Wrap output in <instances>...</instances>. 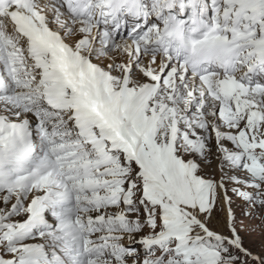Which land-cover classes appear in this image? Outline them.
Here are the masks:
<instances>
[{"label": "rangeland", "instance_id": "374dc122", "mask_svg": "<svg viewBox=\"0 0 264 264\" xmlns=\"http://www.w3.org/2000/svg\"><path fill=\"white\" fill-rule=\"evenodd\" d=\"M146 3H148V6L145 7L146 12L139 18L140 22H135L138 25L134 27L131 25L134 24L133 22L126 25L125 20L116 24L109 22L101 0H88L80 9L68 6L65 0H34L33 10L40 12L48 25L54 31L60 32V36L66 42H70L72 46L74 45L73 47L78 43L79 46L86 44L100 58L97 61L96 56L92 57L93 73L87 71V74L83 75L84 71L79 70L74 80V84L79 87V92L82 94L83 102L88 106H91L89 102L91 95L84 94L86 78L91 80L90 83H93L92 80L96 74L108 78L109 84L106 91L109 94L115 93V91L119 92L126 86L128 94L134 97L142 88L148 89L155 86V91L151 99L147 100L145 109L152 105V102L155 104L157 98L163 104H172L177 90L182 91L184 96L180 100L179 106L182 108L187 101L191 105L193 99L188 100L187 97L192 92L193 95L199 96L198 101L194 103V112H199L198 115L202 118L203 108L206 102L210 101H222L220 107L216 109V114L219 117L221 108L232 112H229L230 116L236 114L233 104L240 103L241 89L231 90L229 86L223 84L224 82L229 84L230 81H233L255 95H257V89H264V83L258 82L264 72V50H262L264 0H194L193 6L195 7L192 6V10L194 8L199 10L206 4L212 6L211 13L217 14L220 19L234 21L237 18L239 23L235 25L236 30L233 33H228V36L234 38L233 41L237 46L243 44L230 69L213 70L211 68L215 62H212L210 69L201 74H195L191 69H186L183 72L185 58L175 55L172 49L167 50L166 41L160 40L157 29L163 26V21L169 11L166 1L146 0ZM58 17L64 24L58 22ZM5 20L0 19V24H2L0 25V40L3 39L2 42L0 41V54H5L8 57L6 66L11 68L13 76H18L17 80L19 79V81L17 82L18 88L9 90L3 97L9 98L11 101H21V103L24 99L36 98L40 103L36 107L46 104L42 100L48 94L67 99V95L54 93L57 92L56 88L50 86V82L48 83L45 79L39 67L32 62V56L27 55L17 45L18 38L11 32L7 23H4ZM84 24H89L91 28H87ZM99 61L103 63H99ZM127 61L130 62L129 72L127 75H123ZM1 66L4 71L6 66ZM243 70L246 73L243 74ZM208 77L215 78L217 82L208 84L205 81ZM66 87L71 90L69 85ZM31 108L34 112L35 107ZM73 108L62 111V114L65 113L62 115L65 126H62V130L57 134L59 139L53 143H47L44 153L36 157V164L43 162L50 167L48 171H45L43 177L38 178L44 182L42 185L44 187L41 188L33 182L26 194L29 199H32L35 193H44L46 190L45 196L50 192L52 197L60 198L59 194H62L60 188L63 187L64 190H67V196L62 202L57 203L58 209L48 204L47 212L50 214L55 212L54 214L60 217L63 215L72 219L71 225L76 226L85 238L82 241V249L87 250L95 245L102 246L105 242H109L104 245L110 249L115 248L113 256L98 259H105L111 264H120L118 262H122V264H264V158L253 159L250 156H243L237 164L240 174L249 175L259 185L258 189L254 191L252 185L247 182L245 184L243 181L231 178L233 162L198 161L192 153H183L182 149L186 146L193 149L195 143L193 146V143L187 141L188 136H181L177 142L179 151L177 160L185 170L187 168L190 170L189 177L175 176L170 184V181L160 170L161 168L154 167L150 161V163L148 162L149 168L156 175L155 177L158 179L156 181L151 175L147 178L142 176L141 165L135 163L137 160L130 153L111 150L108 145L102 144V132L97 128L83 133L78 127L80 124L77 125L72 114ZM120 108L124 112L122 114L118 112L114 116L118 131H122L128 139L145 140L147 133L138 131V127L134 124L135 116H128V110L123 105ZM155 108L154 105V112ZM256 108V110L264 111L261 106ZM250 111L247 109L245 113L242 111L236 114L242 118L238 123L240 127L244 126V121L249 117ZM10 112L0 111V114L6 117ZM15 119L16 121L20 120L18 117ZM60 119L61 117H46L38 124L40 128L45 123L51 127L53 124H49L50 122ZM154 120L155 117L149 118L145 128H150ZM206 120H208L207 130L214 134L209 118ZM156 121L159 122V119ZM180 121H187L188 124L183 134H190L193 132V128H197V130L200 128V121L197 120V117L190 119L180 116L178 122ZM220 121L223 125L226 124L227 128L233 126L228 125L225 118H221ZM162 124L167 125L165 127L166 133L168 132L166 140L167 146H169L171 136L176 130L172 126L170 131V125L168 126L166 120L162 121ZM232 131L236 134L241 130L234 129ZM37 132L39 131L35 129L33 134H37ZM130 133H134L137 139L133 138ZM196 133L199 134L200 130ZM157 136L158 134L154 135V139ZM260 140L263 142L264 136H260ZM260 145L262 144L260 143ZM138 147L140 152V146ZM237 151L244 154L241 149ZM139 156L141 157V154ZM56 176L59 183H50L51 178ZM17 181L15 179L14 183ZM219 184H225L226 195L234 209L230 226L225 219V210L222 208L223 198ZM145 186H148L151 191L144 192ZM168 187L172 190L169 192L170 194L163 190ZM19 192V189L10 187L5 188L0 194L3 196L9 194L10 199L14 200L16 195L19 197ZM0 200H2L1 197ZM52 200L54 199L52 198ZM107 200L112 201L104 206ZM26 203L28 207L32 204L30 201H26ZM23 210V208L20 209L19 213H15L12 217L17 218L25 212ZM165 210L169 212L168 218L172 217L168 222L162 220V213ZM118 213L119 216L129 215L134 220L140 218V221L97 222L104 216L118 217ZM0 215L2 214L0 213ZM47 220H52L51 215ZM27 222L21 223L20 226L15 225L14 229L11 228L8 231L1 230L0 236H4L2 238L12 237L13 233ZM116 224L120 225V229L114 227ZM96 225L98 227L94 231L85 232ZM126 227L132 229H126ZM204 228L211 232L215 231L214 233L222 232L229 240L228 238L223 240L210 238L208 241H202L200 239L205 234ZM162 233L169 239L151 243V240H156L158 236L163 235ZM128 236H134L133 243H125L129 240ZM231 238L232 240H230ZM144 239H149L151 244L144 243ZM29 241L31 242V240ZM0 246H2L1 243ZM63 250L60 248L58 255L64 256ZM22 251L23 249L20 250V252ZM15 252L10 250L8 253H4L0 247V259H13Z\"/></svg>", "mask_w": 264, "mask_h": 264}, {"label": "bare ground", "instance_id": "6f19581e", "mask_svg": "<svg viewBox=\"0 0 264 264\" xmlns=\"http://www.w3.org/2000/svg\"><path fill=\"white\" fill-rule=\"evenodd\" d=\"M103 3L105 1L102 0ZM168 2V1H167ZM173 3L172 8L174 7H182L184 8L183 3L181 0H173L170 1ZM68 3L70 4V0H68ZM34 4V1L32 0V3L25 6L24 8H18L17 11H23L25 13H28L33 18H39V23H35L38 28H40V23L44 20L46 24L48 22L46 19H44V16L40 14V12H36L33 10L32 6ZM83 5L79 6L78 9H80ZM170 12H172V10ZM105 15L108 16L113 23H117V17L115 14H112L109 9L105 10ZM198 11L202 14L208 15L210 12L207 8H203L201 10L194 9L193 15H197ZM169 12V13H170ZM170 16V15H169ZM169 16L166 17L164 20V25L161 28L157 29V32L159 30V33H163L165 27L168 25V19ZM6 18L7 26L12 30L15 34V36L18 38L17 45L25 51V53L29 56H32L33 61L37 67H39L40 71L43 73V76L48 81L50 86L52 85V88H56L57 92H54L58 95H67V99H61L59 96H51L50 94L46 95L43 98V102L46 103L42 106L36 107V105H40L38 103V99L31 98V99H24L21 101H11L7 97H3L4 93H6L8 90H14L18 88V76L12 75L11 68L6 66L8 65V57L5 54H0V64L6 66L4 71L5 79L7 81V88L6 91H0V111H11L10 114L6 117H3L2 114H0V125L4 123V127H0V192L3 190V188L7 187H17L19 189V197L16 195L14 200L10 199L9 194L3 196L0 194V197L2 200H0V231L5 229L6 231L13 228V226H20L21 223L24 221L26 222L28 219H30L33 216V209L35 204L42 205V209H40L34 216L28 221L27 224H25L23 227H21L18 231L14 232L12 237L9 238H2L4 236H0V243L2 246V251L4 253H8V251L13 250L16 251L13 259L8 260H2L0 259V264H111L108 263L107 260L102 259L95 261L92 260V258H109L112 257L115 248L110 249L107 245H102L100 248H90L87 250L82 249L81 246V240L84 239L81 235L77 234L76 227L75 226H69L71 223V220L69 218L61 219L60 216L58 217H52V220H47L48 217H50V214H48L46 211L43 212V207L49 205H53V208L58 209V202L62 201L59 198H55V200L51 199L50 192L47 196H43L45 194L46 190H44V193H35V196H32V199H29V196L26 194L29 190V186L31 185L32 181H37L38 185L43 188L42 186L44 184L43 181H38V179L32 174V169L34 167H40L41 164H36V157L38 155H42L45 151L46 144L53 143L57 139H59V132L62 130V126H65V123L63 122L62 111H68L71 107L73 108L74 118L77 122V125L79 129L83 130L84 133H87V131H91L92 128H97L102 132V135L105 137V140H103L102 144H108L110 148L119 149L123 148L124 145L128 146V154L133 156L135 160H137L135 163H139L142 167V172L145 173L146 176L153 177L156 181V175H154V172L149 168L150 161L153 163L154 167L161 168L163 175H165L166 179L170 181L175 176H187L189 177L190 170H185L180 164L179 160H177V155L179 153L177 142L180 140L181 136H188L189 143H195V146L190 148L189 146L183 150V153H192L193 157L196 158L198 161H230L233 162L232 167V179L237 181H243L245 184L252 185L253 190L256 191L259 187L258 184H256V181L253 180L249 175L240 174L237 170V164L241 160L243 156H250L253 159L256 158H264V141L261 142L260 136H264V111L262 110H256V107H260L261 109H264V89H257L256 94H253L252 92H248L246 88L240 87L238 84H236L233 81H230L229 84L224 82L223 84L225 86H229L231 90H236L238 88L241 89V93L239 94L240 97V103L238 105L233 104V110L235 113H241L244 111V113L247 111V109L251 110L249 117L247 120L244 121V126H239L238 124L242 118L234 114L233 116L228 115L230 111H228L225 108H221L220 117L216 114L217 108L220 107L222 101L219 100L214 102H209L205 104V107L203 108L202 115L199 116V112H194V103L198 101L199 96L193 95L192 92L188 94V100L191 98L193 99V104H189V101L186 102V105L181 108L179 106L180 100L184 98L183 92L180 90H177L174 94V99L172 104L166 105L160 102L159 98L155 100V104L152 102V105H150L147 109H145V104L147 103V100L150 98L152 94L155 91V86H151L148 89L146 87L139 88L141 89L134 97L131 96V94H128L126 86L123 87V89L119 92L115 91V93H108L106 90L108 88L109 80L108 78L102 77L99 74L95 75V78H93V83H90L89 79L86 78V87L84 88V94H90L91 97L89 99V102L91 106H88L86 103L82 102L83 105L80 106L79 104L72 103V99L75 95V93L80 96L81 94L78 92V88L76 85H74V79L77 75L75 72L74 76L71 77V83L70 86L72 87L71 90H68V88L65 86L66 81L60 80L59 78H56L52 67V56L50 52H41L38 55H35L32 47L29 36H22L17 30L12 26L9 16L7 14H0V19ZM58 22L63 23L64 22L58 17ZM126 25L130 23L129 19L125 20ZM136 21L139 20H133L134 27L138 25V23L135 24ZM57 22L58 27L60 28L59 24ZM140 22V21H139ZM215 23L219 25L220 29V37L218 38V42H224L230 47V54L227 58H224L219 55L213 54L212 58L205 62L204 65L202 62H197L196 64H193L192 61L189 58H186L185 64L183 66V72L186 69H193L195 74H201L204 71L210 69L211 61H215V64L213 66V70L215 69H225V68H231L232 61L234 57L237 56V52L241 49V46L243 44H240L237 46L236 42H234V38H229L228 33L234 32L236 23H239V21H228L225 18H219L217 14H215ZM2 25V24H0ZM87 28H91L89 24H84ZM32 26L34 24L32 23ZM49 26V25H48ZM85 27V28H86ZM84 31V30H81ZM1 32V27H0ZM8 32V31H7ZM56 32V31H55ZM9 33V32H8ZM59 44H60V56L61 60H66V62L73 63L77 62L79 60L85 61V65L82 66V70L84 72L83 75L87 74V71H90L93 73V63H92V57L96 56L97 61L100 60L98 55H95L94 52L88 47L86 44H83L79 46V43L73 47L70 42H66L61 36L60 32H56ZM1 42L3 39L0 40ZM130 44V43H129ZM167 45V44H166ZM130 52V49H128ZM262 50H264V42L262 44ZM176 55H179L178 52L175 53ZM264 55V51H263ZM215 58V60H214ZM147 59L149 57L147 56ZM158 59V58H155ZM122 60V59H121ZM118 61V60H116ZM115 61V62H116ZM159 62V60H156ZM147 62V61H146ZM149 62V61H148ZM99 63H103L99 61ZM118 63V62H117ZM108 64V63H106ZM130 62L127 61V64L124 67L123 75H127L129 72ZM152 72L151 70L149 71ZM11 73V74H10ZM16 73V71H14ZM246 73L243 70V74ZM241 75V74H239ZM205 81L208 84H214L217 82L215 78L208 77L205 79ZM259 83H264V72L262 73V78L258 81ZM53 83L55 86L53 87ZM58 84V85H57ZM147 84V83H146ZM145 85V84H144ZM47 88H49L47 86ZM146 88V89H145ZM19 90V89H18ZM86 91V92H85ZM78 92V93H77ZM94 94H91L93 93ZM169 93V92H168ZM171 93V91H170ZM80 94V95H79ZM160 97V96H159ZM165 97V96H164ZM153 98V97H152ZM97 101V102H96ZM171 101V100H170ZM72 103V106L70 104ZM89 104V105H90ZM97 104H100L102 107L106 108V114H102L99 111V108ZM124 106L128 110V116L134 118V124L138 127V131L146 132L147 138L145 140L137 139L136 135L134 133H130L131 136L135 139H128L126 138L122 131L117 132L116 135L113 138H108L106 136V133L109 128H116V124L114 121V116L118 114H122L124 112L123 109H121V106ZM154 105L156 106L155 112H154ZM88 106V108H87ZM31 107H35L34 112L31 110ZM30 109L29 111L27 109ZM120 109L119 111H117ZM219 110V109H218ZM230 110V109H229ZM134 111V113H133ZM227 111L228 113L226 114ZM191 113V115H189ZM155 113V114H154ZM232 113V112H230ZM227 116H226V115ZM247 114V113H246ZM189 117L190 119H194L197 117V120L200 121V133H196L197 128H193V132L190 134H183L184 129L187 128V121H180L178 122L179 117ZM192 116V117H191ZM245 116V115H244ZM18 117L20 120H17L18 123H23L28 126V128L31 131H35L37 129L39 132H37L35 138L37 139V142L34 144L36 151L34 152L33 158L30 161L23 162L20 164L19 167H12L11 169H6L4 167L5 162H11L10 154L12 150V142H11V133L9 132L8 128L10 126V123L15 118ZM46 117H61L60 120H56L55 122H50L49 124H53L51 127H48V124L45 123L43 127L40 128V125L38 124L43 119H46ZM155 117V120L150 128H145L146 123H148L149 118ZM206 118H209L210 125L214 129V134L210 133L208 129V120ZM225 118L227 120L228 126L227 128L226 124H222L220 119ZM246 118V117H245ZM156 119H159V122L156 121ZM166 120L167 124L169 126V130L171 131L172 126L175 128L174 135L171 136V141L169 146H167V135L166 133V126L162 124V121ZM11 121V122H10ZM157 123H156V122ZM189 121V120H188ZM197 121V122H198ZM194 124V122H192ZM196 123V122H195ZM235 124V125H234ZM38 125V126H37ZM120 128V127H119ZM241 130L238 131L236 134H234V131L232 130ZM118 130V129H117ZM132 130V129H131ZM261 131V133H259ZM130 132V131H129ZM212 132V131H211ZM158 134L157 137L154 139V135ZM58 137V138H57ZM217 137V139H216ZM91 138V137H90ZM259 140V141H258ZM93 141V140H92ZM98 143V142H97ZM260 143L262 145H260ZM95 144V142H94ZM140 146V152L138 151ZM262 146V147H261ZM236 147V148H235ZM235 150L233 151V149ZM238 149H241L244 151V154L242 152L237 151ZM19 153L20 151L17 150ZM141 154V157L139 156ZM184 161V160H183ZM225 162V163H227ZM205 163V162H204ZM207 163V162H206ZM226 165V164H225ZM220 166V165H219ZM213 168V167H212ZM223 168V167H222ZM221 168V169H222ZM5 170V171H3ZM212 170V169H211ZM15 171H19V177L15 176ZM185 171V172H183ZM42 172V171H40ZM225 173V172H224ZM222 174V173H221ZM22 175H26L25 177ZM231 175V174H230ZM162 176V175H161ZM19 178L18 182L13 183L14 179ZM50 179L49 177H47ZM56 177L51 178L50 183L53 182V184H58V180ZM224 178V177H223ZM230 178V179H231ZM112 179V178H111ZM116 179V178H114ZM239 179V180H238ZM45 181V180H44ZM164 184V183H163ZM169 184V185H170ZM244 184V185H245ZM220 185V191L222 195V208L225 210L226 218L228 226H230L231 221L233 219V207L231 206V203L229 201L228 196L226 195V188L225 184H219ZM162 187V185H161ZM262 188V187H261ZM171 188H163L164 191L167 193L172 192L170 190ZM61 193H66L67 190H64L62 187L60 188ZM151 189L149 187L144 189V192H150ZM9 193V192H7ZM12 194V193H11ZM170 194V193H169ZM15 195V194H14ZM13 195V196H14ZM64 195V194H61ZM59 195V197H61ZM34 197V198H33ZM45 198V199H44ZM29 199V200H28ZM25 201V204H24ZM26 201L32 202V204L28 207ZM100 203V202H99ZM109 203H111V200L108 203H105L104 206H107ZM244 205V204H243ZM242 205V206H243ZM241 206V205H240ZM25 207V208H24ZM29 209H28V208ZM99 207V205H97ZM12 208V209H11ZM23 210V214L18 216L17 218H13L15 213H19L20 209ZM11 209V211H10ZM25 213H27L25 215ZM121 213V212H119ZM118 217H108L104 216L102 220L97 222H106V221H140L134 220L131 218V216H119ZM123 213V211H122ZM126 214V213H125ZM129 217V218H128ZM172 219V217L168 218V216H162V220L164 222H168ZM197 219V218H196ZM147 220V219H145ZM200 220V219H199ZM215 220V219H214ZM147 222V221H146ZM133 226V224H132ZM97 227V225H96ZM92 228V231L94 228ZM117 229H120V225L116 224L114 226ZM207 228V227H206ZM14 229V228H13ZM12 229V230H13ZM126 229H132L131 227H126ZM205 229V228H204ZM223 229V227H222ZM89 231V230H88ZM87 231V232H88ZM222 231V230H221ZM131 232V231H130ZM215 232V231H214ZM209 231V229H205V234L201 237L204 241H208L210 238L216 239V240H223L228 237L224 236L222 232L214 233ZM129 234V232H127ZM131 234V233H130ZM163 235L158 236L156 240H151V243L154 242H161L162 240H168L169 238ZM126 234L124 233V236ZM9 236V235H8ZM39 236V237H38ZM117 236V235H116ZM114 236V237H116ZM122 237V236H121ZM119 238V237H117ZM134 236H128L127 240L128 242L125 243H133ZM136 238V237H135ZM198 239L200 237H197ZM196 238V239H197ZM31 240V242L29 241ZM121 240V239H120ZM149 240V239H148ZM148 240L144 239L143 242H149ZM229 240V238H228ZM232 240V238L230 239ZM22 244L20 245V243ZM118 241V240H117ZM108 243V242H107ZM104 243V244H107ZM149 243V244H151ZM60 248L64 249V252L67 253L65 257H59L58 253L60 252ZM23 249L22 252L20 250ZM20 252V253H19ZM122 264V262H118Z\"/></svg>", "mask_w": 264, "mask_h": 264}]
</instances>
